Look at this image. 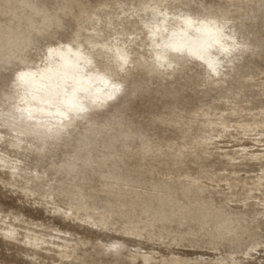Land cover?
<instances>
[{
    "label": "bare ground",
    "instance_id": "bare-ground-1",
    "mask_svg": "<svg viewBox=\"0 0 264 264\" xmlns=\"http://www.w3.org/2000/svg\"><path fill=\"white\" fill-rule=\"evenodd\" d=\"M161 4L174 6L169 10L173 18L167 22H161L153 13V6ZM226 5H206L197 0H99L93 6L89 0H63L62 5L50 8L43 0H0V19L5 18L4 22L0 20V172L6 176L0 182L20 186L18 188L26 197L35 196L43 189L39 196L45 206L68 226L89 225L101 233L114 230L122 237L130 238L128 230L118 229L112 220L109 221L106 211L95 217L94 212L99 210L98 199L73 184L79 173L80 159L67 157L59 165L55 159L58 148L71 144L74 148L90 147L100 141L97 135L109 136L110 140L122 136L127 140L131 133L123 129L119 106L124 109L138 91H148L156 86L157 94L177 102L180 91L184 92L186 87L194 88L200 97L199 105H190L191 109L183 111L166 104L160 117H156L171 127L179 126L178 137L167 141L165 146L153 147L147 137L141 143L155 156L164 154L166 147V156L182 164L195 158L200 163L212 159L211 164L222 165L218 175L228 192H208L205 197L207 187L200 178L187 174L184 176V195L189 197L192 187H196L198 200L209 199L211 202L209 206L204 202L197 215H192L189 206L182 210L183 220L198 223L200 238L208 245L207 251L221 257L208 263L177 256L158 259L154 253L133 254L129 251L124 254L111 247L116 243L102 240L93 241L95 252L98 256L115 258L111 264H241L242 259L250 260L254 254L262 252L261 244L264 243L259 241L255 230L264 225V69L255 58L260 60L264 54V38L248 28L239 29L229 17L233 12L231 8L235 12H245L247 6L256 5V0H227ZM260 8L264 9V2ZM251 12L254 13V9ZM176 13L202 21L217 16L226 18L230 21L226 37L230 41L243 42L246 47L225 51L228 44L209 34L214 30L182 27L174 18ZM245 15L250 18L248 13ZM63 17H71L73 26L67 28ZM77 34L79 38L74 39ZM73 41V52L65 51L64 55L71 56L76 48H81L85 54L91 51L95 57V67L86 70L85 79L96 104L87 118L74 121L62 135L49 139L46 149L38 151L36 145L43 137L35 135L34 129L37 122L47 120V116L37 110L38 100L27 97L29 102L21 104L24 93L11 86V79L16 71L43 69L42 61L48 55V48L58 49ZM89 45L102 47L89 50ZM108 46L112 47L113 53L104 51ZM179 46L182 51L173 50ZM116 49L126 51L129 57L123 71H117L112 63ZM58 55L59 52L54 53V56ZM213 66L218 68V73L212 71ZM196 67L201 68L199 76L192 75ZM105 68L112 75L108 82L97 77V70ZM255 69L259 73L255 74ZM113 84L119 87L114 94ZM17 107L30 108L34 119L22 118ZM231 142H235L238 149L227 150L229 146H219ZM87 153L90 160L91 152ZM27 159L37 166L26 163ZM51 160V169L64 172L71 183V188H59V196L68 201L67 208L57 204L49 175L39 170ZM102 176L106 180L122 181L121 177ZM46 186L47 191L44 190ZM216 195H221L227 203L239 198L241 209L224 210L214 202ZM117 197L118 201H123L119 194ZM105 202L109 200L105 199ZM168 203L174 206L171 201ZM6 218L1 221L5 223ZM5 224L7 227H0L1 238L19 243L32 252L31 257L36 260L37 257L49 258L53 263L73 264L80 259L79 251L92 243L68 230L53 229L55 234H43L27 227L24 228L26 233H22L11 220ZM31 225L33 223H28ZM135 236L142 237L139 233ZM223 242L228 245V251L220 250L219 244ZM101 264L110 262L102 261Z\"/></svg>",
    "mask_w": 264,
    "mask_h": 264
},
{
    "label": "rangeland",
    "instance_id": "rangeland-1",
    "mask_svg": "<svg viewBox=\"0 0 264 264\" xmlns=\"http://www.w3.org/2000/svg\"><path fill=\"white\" fill-rule=\"evenodd\" d=\"M43 1L50 8L63 4V0ZM98 1L89 0L93 6ZM197 1L206 5L227 6V0ZM263 2L264 0H256V5H252L250 8L246 7L245 12L249 14L250 18L245 15L244 11L235 12L234 8H231L233 12L229 17L239 29L248 28L249 31L258 32L259 36L264 38V9L260 8ZM251 9H254L255 12L252 13ZM63 18V24L67 28L73 26L71 17ZM0 20L4 22L5 18L1 17ZM249 39L252 40V35L249 36ZM255 59L260 64V68L264 69V54L261 55L260 60ZM201 72V68L196 67L192 71V75L199 76ZM254 73L257 74L259 71L255 69ZM3 99L6 98L3 97ZM199 99L200 97L194 88L186 87L184 92L180 91V97L176 102V99L161 97L156 92V86H152L148 91H138L134 98L125 104L124 109L119 106L120 117L124 122L123 129L131 133L129 139L116 136L114 140H110L109 136L97 135V139L100 141L96 145L74 148L71 144L67 147L58 148L55 159L59 165L67 157L80 159L79 173L73 184L77 185V188H82L84 193L98 199L99 210L94 212L95 217L106 211V214L110 216L109 221L112 220L118 229L128 230L130 238H124L122 234L114 230L110 233H101L89 225L68 226L67 222L45 206L43 198L39 196L43 189L35 196L26 197L18 188L20 186L12 187L1 182L0 227H7L5 223L11 220L19 231L22 230L20 231L22 233H26L27 227L43 234H55L53 229H61L71 231L77 236L79 235L78 237L89 240V242L92 241L82 251H79L80 259L73 261V264H101L102 261H109L111 264L114 262L115 258L113 257L96 254L94 249L96 240L116 243V248L124 254L129 251L133 254L154 253L158 259L161 256L166 258L177 256L182 259H196L208 263L213 259L220 258L221 256L207 251L208 245L200 238L198 223L192 222L190 219L183 220L182 210L189 206L192 215H197L198 208L204 202L208 204L207 206L211 202L209 199L198 200L196 187H192L189 197L184 195L183 183L184 176L187 174L191 177L200 178L203 185L207 187L205 197L208 192L216 193L221 192V190L228 192L227 186L218 175L220 169H223L222 165L217 162L211 164L212 159L207 163H200L195 158H191L187 160L186 164H182L177 159L166 156V147L163 148L164 154L155 156L154 153L144 149L141 143L142 139L147 137L153 147L160 144L165 146L167 141L172 138L176 139L178 137L176 131L179 126L171 127L161 123L156 117H160L166 104L187 111L191 109L193 104L199 105ZM219 146H229L227 150L238 149L235 142L221 143ZM87 150L91 152L90 160L87 159ZM153 150L155 152V148ZM27 160L26 163H31L29 159ZM52 163V160L45 162L39 170L41 173L46 172L49 175V184L54 185L52 192L57 204L62 208H67L68 201L59 196L61 191L59 188H71L69 186L71 183L64 172L51 169ZM31 165L37 166V163H31ZM102 174L109 177H121L122 181L116 182L111 178L106 180ZM0 179H6L2 172H0ZM55 181L58 183L55 184ZM118 188H122V190L119 191ZM47 189L46 186L44 190L47 191ZM117 194L122 197L123 201L117 200L119 199ZM105 199L109 202L106 203ZM223 199L221 195L213 197L214 202L222 206L224 210L234 208L235 211H239L241 209L242 202L239 198H233V202L229 203ZM170 201L174 206L169 205L168 202ZM82 214L85 215V213ZM3 217H7L5 223L1 221ZM188 217L191 216L188 215ZM248 221L252 225V222ZM28 223H33L32 227L28 226ZM152 224L154 227L151 226ZM255 232L258 235L257 238H260L259 241L264 243V225L256 229ZM138 233L142 235L141 238L135 236ZM245 239L249 241L248 236ZM219 248L222 252L228 251V245L224 242L219 244ZM261 248L263 249L262 252L254 254L250 260L242 259L241 264H264V244H261ZM31 254L32 252L23 246L21 247L19 243L0 236V264H57L49 258L38 259L37 257L36 260V258L31 257ZM239 256L241 257V255ZM119 264L126 263L120 262Z\"/></svg>",
    "mask_w": 264,
    "mask_h": 264
},
{
    "label": "snow or ice",
    "instance_id": "snow-or-ice-1",
    "mask_svg": "<svg viewBox=\"0 0 264 264\" xmlns=\"http://www.w3.org/2000/svg\"><path fill=\"white\" fill-rule=\"evenodd\" d=\"M173 5H154L153 13L161 21L167 22L173 18L169 15V10ZM174 18L180 22L182 27H195L197 30L211 28L216 39L222 43L228 44L225 51L243 50L246 45L243 42L231 40L226 37L228 25L230 21L223 17H215L214 19H194L191 15L176 13ZM151 35V30L149 32ZM78 34L74 39H78ZM74 41L69 45H60L58 49L48 48V55L42 63L43 69L30 70L25 69L16 71L11 79V86L18 92L23 91L24 95L20 98L21 104L28 103L27 97H31L32 101L38 100L37 110L45 113L47 120L38 121L34 134L43 139L36 145L38 151H42L47 147V141L54 136L62 135L74 121L85 119L88 117L92 107L96 104V99L91 95L86 86V75L88 69L95 67V57L85 54L81 48H76L73 55L68 56L63 53L73 52ZM101 45H89V50L99 48ZM174 51H182V46L173 48ZM104 51L113 53L111 46L105 47ZM59 52L60 55L54 56ZM22 59V58H21ZM114 63L117 71H123L128 63L129 57L126 51L120 49L115 50ZM214 73H218V68L212 67ZM97 77L108 82L112 79L111 71L107 68L97 70ZM113 94L119 91L116 84L112 85ZM16 111L21 114L22 118L29 120L34 119L33 112L30 108L17 107ZM15 168L13 171L15 172ZM113 249L116 245L111 246Z\"/></svg>",
    "mask_w": 264,
    "mask_h": 264
}]
</instances>
